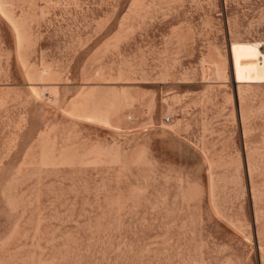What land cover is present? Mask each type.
<instances>
[{
	"label": "rangeland",
	"instance_id": "rangeland-1",
	"mask_svg": "<svg viewBox=\"0 0 264 264\" xmlns=\"http://www.w3.org/2000/svg\"><path fill=\"white\" fill-rule=\"evenodd\" d=\"M0 264H264V0H0Z\"/></svg>",
	"mask_w": 264,
	"mask_h": 264
}]
</instances>
